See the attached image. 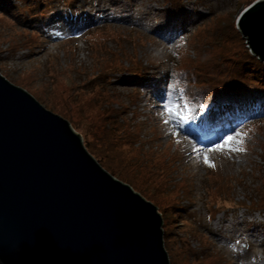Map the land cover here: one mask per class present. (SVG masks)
Wrapping results in <instances>:
<instances>
[{
  "label": "rangeland",
  "instance_id": "obj_1",
  "mask_svg": "<svg viewBox=\"0 0 264 264\" xmlns=\"http://www.w3.org/2000/svg\"><path fill=\"white\" fill-rule=\"evenodd\" d=\"M2 1L0 72L67 119L86 147L88 135L87 148L101 165L158 206L171 264H264V100L226 101L197 116L195 108L186 114L179 109L178 91L185 86L195 99L199 91L226 89L243 96L239 87L227 89L247 84L252 94L260 88L262 72L243 71L247 83H229L222 73L244 69L237 58L242 47L226 34L233 23L232 34L243 37L237 17L256 0ZM43 9V16L29 15ZM217 34L225 41L218 42ZM95 36L106 40L95 43ZM106 59L119 64L103 69ZM55 62L66 75L61 73V82L51 77L58 73L51 71ZM210 68L214 78L207 76ZM195 73L200 79L189 89L185 84ZM104 75L112 95H101L97 82L94 90L76 86ZM138 79L149 81L145 89L136 85ZM99 97L105 100L96 103ZM173 106L190 117L186 125ZM103 109L118 120L116 137L105 135L106 125L88 131L94 121L100 124ZM193 127L203 135L190 138L185 129ZM237 132L231 150L211 152L213 144ZM209 154L215 167L207 163Z\"/></svg>",
  "mask_w": 264,
  "mask_h": 264
},
{
  "label": "water",
  "instance_id": "obj_2",
  "mask_svg": "<svg viewBox=\"0 0 264 264\" xmlns=\"http://www.w3.org/2000/svg\"><path fill=\"white\" fill-rule=\"evenodd\" d=\"M264 63V0L237 17ZM157 205L0 72V264H171Z\"/></svg>",
  "mask_w": 264,
  "mask_h": 264
},
{
  "label": "trees",
  "instance_id": "obj_3",
  "mask_svg": "<svg viewBox=\"0 0 264 264\" xmlns=\"http://www.w3.org/2000/svg\"><path fill=\"white\" fill-rule=\"evenodd\" d=\"M53 1H54V4L57 5V4H60L62 0H53ZM0 2H3V1L0 0ZM247 2L249 3V2H251V0H244L243 1V3H245V4ZM41 5L43 6L42 3H41ZM35 6H36V4H34L33 6H30L29 8L33 10V9H35ZM52 6H54V5H52ZM40 9H41V7H40ZM48 10L50 11L49 8H45V12L46 13H48ZM43 11H44V9L43 10H39L38 12H34V13L31 12L29 15L32 16V17L33 16L39 17V15H42L43 14ZM45 12H44V15H45ZM216 26H217V24H216ZM40 27H43L42 26V23H41ZM230 27H231L230 28V31L226 35H228V38L229 39H234V42H238L240 44L238 47H240V46L242 47V51L239 52V57H237V58H240V59H242L244 61V66H242V68H244V69L237 68V67H231L229 70H226V72H223L222 71V73H225L226 77H229V76L231 77V78L229 77V83H231L232 81L235 82V83H239V82H245V83H247V80L244 79L243 71L246 72V73H252V72L258 73V72H262V77L261 78H258V80L260 82V85H261L260 88L254 89V92H252V94H250L251 92L249 90V89H251V87H247V84H244V86L243 85H238V86H236L237 88L236 87L228 88L227 90L238 89V87L241 88V89H243V96H240V95H237L236 94L237 97L239 96L238 99H236V95H235L234 92H231V91H227L226 92V89L225 90H222V91L221 90H219V91H215L214 90L212 92V94H208L207 92L206 93H203L204 91L203 92L199 91L200 93H196V98L193 99V96H191L192 98H189L190 95L187 96L186 92H184L185 86L184 87L183 86H180L181 89L179 88V92H180V99H181V105H182L181 110H188L190 107H194V108H197L198 109V113L199 114L204 115V114L208 113L209 111H211L212 109H214L216 107L224 106V104H227L228 105V103L226 101H232V102H229V103H237V101L238 102H242V103H245V102L248 103L249 101H245L246 99H251L252 101H257V100L263 101L264 100V63L261 62V61H259L254 55L250 54V51L248 50V48L245 45L244 38L241 37V35L238 34V35L235 36V35L232 34V30H234V28H235L233 23L230 24ZM38 31L40 33H42L41 32L42 30L41 31L38 30ZM217 31H219V30H217ZM235 32H236V34L239 33V32H237V30H235ZM216 39L218 40V42L221 41V40H224L223 37L222 36L219 37V35L216 36ZM101 40H106V37L98 38L97 36H95V43H99L100 42V44H102L101 43ZM38 46L39 45H37V44H33L32 47L33 48H37ZM65 47H66L67 50L68 49L69 50H73V47L74 46L71 45L70 47H67V46H65ZM111 64H113L114 67H116L119 63L116 65V64H114L112 62L111 59H106V61L104 62V65H103V69H109L110 68L109 65H111ZM205 64L208 65V63H206V62H205ZM59 65H60L59 63H56L55 62L52 65V68H51V71L52 70H54V72L55 71H58L57 74L51 76L54 81L56 79V82H58V81L61 82V79L59 78V76L62 77V74L61 73H63L61 71L62 70L61 69V65L60 66ZM125 69H127V68H125ZM219 70H221V69L218 68V71ZM51 71L49 73H51ZM214 72L215 71L212 70V68H210L208 71H206L207 76L211 75L212 78H214V76H213L214 75ZM108 73L109 72H105L104 74L105 75H108ZM254 73H252V74H254ZM63 74L65 75V73H63ZM105 75L102 76V77H99V78H103V80H101V81H98L99 78L98 79L95 78V80H93V78H90L88 80H85L81 84H77L76 86L77 87H81L82 86L81 88H83V89H86L87 87L92 86L90 89L91 90H94L96 88L93 87V84L97 82V85L98 86H101V90H98L97 89L98 91L101 92V95L103 93L106 94V95H108V96L109 95H112V93H111V91H113L112 88L109 87V86L107 87V84H109V81H111V80H106ZM198 78H199L198 75L197 76H194V77L192 76L190 82H187L185 84L187 86V88L190 89L191 82H198ZM152 81H155V80H152ZM136 83H137L136 85H139L141 89H145L146 86H147L145 84L149 83V81L146 82V80L144 81V79H138ZM139 83H142V84L140 85ZM55 85H56V83L54 82L53 86H55ZM60 86H59V88H60ZM200 88H202V86H200ZM83 89H81V91H84ZM228 93H231V94H228ZM246 97H250V98H246ZM102 100H105V99H102ZM102 100L99 97V98L96 99V103L97 102H101ZM259 103L260 102H256V105L259 106ZM185 106H187V107L185 108ZM102 112L103 113L100 114L99 117L97 118L100 121V124L97 123L96 121H94L93 123H95V124L88 126V127H90L88 129L89 133H91L92 131L98 132L99 129H100V127L106 125L105 135H107V137H109V134H111L112 137H114V136L116 137V135H119V133L121 132V128H120V125L118 123V120L115 119L114 114L108 113L107 110L103 109ZM87 139H88L87 140V145H88L87 147L89 149H91L92 148V141L89 139L88 135H87ZM243 148H245L244 145H243ZM131 183H133V182H131ZM180 242H182V239L180 240ZM185 243H187V242H185ZM189 244H190V239H189ZM166 247H168L169 250L172 249L171 246H170V244H169V241L168 240H167V243H166ZM194 256L197 257V254L195 253ZM173 261L174 260H172L171 263H173Z\"/></svg>",
  "mask_w": 264,
  "mask_h": 264
},
{
  "label": "snow or ice",
  "instance_id": "obj_4",
  "mask_svg": "<svg viewBox=\"0 0 264 264\" xmlns=\"http://www.w3.org/2000/svg\"><path fill=\"white\" fill-rule=\"evenodd\" d=\"M186 107L187 106H185V108ZM172 112L176 116L177 119L181 120L182 123H184L185 125L188 123V120L190 119V117H188V118L182 117L181 113L176 111L175 106L172 107ZM185 131L189 132L190 138L192 136L201 137L203 135L201 129L198 127H193L191 129L186 128ZM177 135H179V133H177ZM238 135H239V133L237 132L235 134H228V135L224 136L220 143L213 144V146L211 147V152H216L218 150L224 151L225 149L231 150L233 144L236 142V136H238ZM201 143H203V140H201ZM236 150L242 151L243 149H236ZM197 151H199V149H197ZM207 163L212 167L216 166L215 162L213 161L210 154L208 155Z\"/></svg>",
  "mask_w": 264,
  "mask_h": 264
},
{
  "label": "bare ground",
  "instance_id": "obj_5",
  "mask_svg": "<svg viewBox=\"0 0 264 264\" xmlns=\"http://www.w3.org/2000/svg\"><path fill=\"white\" fill-rule=\"evenodd\" d=\"M219 128H221V127H219Z\"/></svg>",
  "mask_w": 264,
  "mask_h": 264
}]
</instances>
